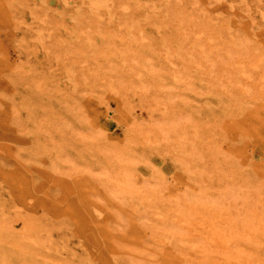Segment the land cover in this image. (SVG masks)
Returning <instances> with one entry per match:
<instances>
[{
  "label": "rangeland",
  "instance_id": "374dc122",
  "mask_svg": "<svg viewBox=\"0 0 264 264\" xmlns=\"http://www.w3.org/2000/svg\"><path fill=\"white\" fill-rule=\"evenodd\" d=\"M195 1L113 0L111 17L87 0H0V264H188L194 250L170 238L174 194L195 227L221 224L239 183L264 214V0ZM182 136L208 154L204 178L178 160ZM127 169L138 185L124 202ZM260 216L227 229L245 263L264 264Z\"/></svg>",
  "mask_w": 264,
  "mask_h": 264
},
{
  "label": "bare ground",
  "instance_id": "6f19581e",
  "mask_svg": "<svg viewBox=\"0 0 264 264\" xmlns=\"http://www.w3.org/2000/svg\"><path fill=\"white\" fill-rule=\"evenodd\" d=\"M83 2V1H82ZM87 2H88V8L87 9H89V11L91 12V13H93V14H99V12H100V10L101 9H104V10H106L107 12L106 13H108L109 14V16H111V17H113L114 16V14H115V11H114V3H113V0H87ZM165 2V1H164ZM169 3V0H166V4H168ZM194 3H197L195 0H194ZM163 5V4H162ZM161 6V5H160ZM126 7V6H125ZM158 7V6H157ZM163 7V6H162ZM121 8H122V6H121ZM159 8V7H158ZM165 8H166V6H165ZM163 9H164V7H163ZM157 10H160V9H157ZM161 11V10H160ZM168 11V10H167ZM78 12V11H77ZM162 12H164V11H162ZM79 13V12H78ZM104 13V12H103ZM166 13V12H165ZM180 15V14H179ZM167 17V16H166ZM40 20V19H39ZM42 22H43V20H42ZM190 22V21H189ZM179 25H180V27L181 28H183V29H185V30H183V32L181 33V34H179L180 35V37H179V43H180V47H183V45L184 44H186L187 42H189L190 40H191V37L189 36V34H187L188 33V30L185 28V24H184V22H183V19H181L180 20V23H179ZM160 29H162V27L160 28ZM206 32V31H205ZM42 33V32H41ZM203 36V35H202ZM36 37H38V36H36ZM206 37V36H205ZM208 37V36H207ZM39 38L40 39H42L43 38V35L42 34H40V36H39ZM38 39V38H37ZM36 39V40H37ZM39 39V40H40ZM207 39V38H206ZM211 39V37L209 38V40ZM193 40V39H192ZM195 42H193V43H195V47H200V48H204L203 47V40H202V38L201 37H197L195 40H194ZM212 41V39L210 40V42ZM42 42V41H41ZM40 42V43H41ZM214 41H212L211 43H213ZM216 43V42H215ZM45 44V43H44ZM47 44V43H46ZM217 44V43H216ZM194 45V44H193ZM218 45V44H217ZM239 45H240V43H239ZM44 46V45H43ZM191 46V45H190ZM205 46V45H204ZM216 46V45H215ZM240 47H241V45H240ZM182 49V48H181ZM193 49H195V48H193ZM210 49V48H209ZM176 50V49H175ZM177 50H178V48H177ZM215 50H217V48L215 49ZM231 50V49H230ZM244 50V49H243ZM242 50V52H241V50L239 51V52H241V53H244V51ZM206 50H204V52H205ZM232 51V50H231ZM231 51H229V52H231ZM177 52V51H176ZM203 52V53H204ZM211 52V51H210ZM191 53V52H190ZM205 53H209V50H208V52H205ZM232 53H233V51H232ZM241 53L239 54L240 56H241ZM207 54H205V55H207ZM224 54V53H223ZM190 55H192V53L190 54ZM201 55V54H200ZM233 55H234V53H233ZM232 55V56H233ZM242 55H245V54H242ZM208 56V55H207ZM231 55H229L228 57H230ZM234 56H238V54L237 55H234ZM233 56V57H234ZM195 57V56H194ZM209 57V56H208ZM233 57H231V58H233ZM243 57V56H242ZM249 57V56H248ZM150 58V57H149ZM196 58V57H195ZM210 58V57H209ZM244 58V57H243ZM205 59H206V57H205ZM220 59H222V58H220ZM225 59V58H224ZM247 59V58H246ZM246 59H244V61L246 60ZM249 59V58H248ZM247 59V60H248ZM150 60V59H149ZM196 60V59H195ZM206 60H208V59H206ZM233 60H235V57L233 58ZM237 60V59H236ZM249 60H251V59H249ZM57 61H58V59H57ZM221 61V60H220ZM224 61V60H223ZM242 61V60H241ZM240 61V64L242 63V65H243V61L241 62ZM252 62V66H254L253 65V60H251ZM255 61V60H254ZM151 62V61H150ZM191 62V61H190ZM198 62H200V61H198ZM256 63H257V61H255ZM224 63V62H223ZM233 63H234V61H233ZM236 63V62H235ZM246 63H247V61H246ZM249 63H250V61H249ZM251 63H250V65L249 66H251ZM255 63V65H257ZM237 64V63H236ZM72 65V64H71ZM198 66L200 65V64H197ZM239 65V64H238ZM197 66V67H198ZM252 66H251V68H252ZM156 67V66H155ZM200 67V66H199ZM240 66H238V69H240L239 68ZM243 67V66H242ZM256 67H258V66H256ZM250 68V67H249ZM250 68V69H251ZM157 69V68H156ZM236 69V68H235ZM245 69H246V71L248 70V67H246L245 66ZM245 69H243L244 71H245ZM154 70V69H153ZM237 70V69H236ZM241 70V69H240ZM242 70V71H243ZM253 70V69H252ZM90 68L88 67V65H84V74H85V83L87 84V78L89 77V73H90ZM243 71V73H247V72H244ZM248 71H250V70H248ZM230 73V72H229ZM228 73V74H229ZM240 73H241V71H240ZM178 74V73H177ZM180 74V73H179ZM234 74V73H233ZM237 74H239L238 73V71H237V73H236V75ZM244 74V75H245ZM230 75V74H229ZM243 75V74H242ZM252 75V74H251ZM72 78H75L74 77V75H73V73L70 75ZM56 77V75H51V77H46V79L48 80V81H52L51 79L52 78H55ZM176 77V76H175ZM250 77V76H249ZM255 78V77H254ZM89 79V78H88ZM142 80V79H141ZM264 80H262L261 81V83L263 82ZM80 82V81H79ZM121 82V81H120ZM220 82V81H219ZM256 82V81H255ZM254 82V83H255ZM147 82H145L143 85H145ZM250 83V82H249ZM259 83V82H258ZM141 84V83H140ZM252 84V83H251ZM251 84H249V85H251ZM142 85V84H141ZM147 85H148V83H147ZM147 85H145V86H147ZM259 85V84H258ZM77 87V86H76ZM192 87V86H191ZM246 87H248L247 85H246ZM245 88V87H244ZM109 89V88H108ZM146 89H147V87H146ZM242 89H243V87H242ZM247 89H250V88H247ZM261 89V88H260ZM241 90V89H240ZM256 90V89H255ZM113 91V90H112ZM247 91H249V90H247ZM249 93V92H248ZM157 99V98H156ZM28 105V104H27ZM161 105V104H160ZM169 109H168V107H166L165 105L163 106H161V111H162V113L165 115V114H167L169 111H168ZM237 112V111H236ZM182 115V114H181ZM181 115H179L180 116V118H182V116ZM179 116H177L178 118H179ZM171 117H172V114H171ZM171 117H169L170 119H171ZM176 116H174V118L175 119H177V120H180V118L178 119ZM183 117H188V116H185V115H183ZM168 118V119H169ZM173 118V117H172ZM164 120H166V119H164ZM172 121H173V119H171ZM37 122V121H36ZM58 122V121H57ZM156 122H158V121H156ZM174 122V121H173ZM174 123H176V120H175V122ZM174 123H172V124H174ZM178 123V122H177ZM32 124V123H31ZM34 124V123H33ZM34 126V125H33ZM182 127V126H181ZM32 128V127H31ZM194 128H195V126H194ZM197 128V127H196ZM33 129L34 130H36L37 129V127L36 126H34L33 127ZM31 130V129H30ZM170 130V129H169ZM189 130V129H188ZM32 133V132H31ZM210 133V132H209ZM165 135H167L166 133H165ZM200 135V134H199ZM197 136L198 138L200 137V138H202V136L200 135V136ZM199 138V139H200ZM216 138H217V136H216ZM192 139V138H191ZM217 140V139H216ZM200 141H202V140H200ZM163 142V141H162ZM153 143H154V141H153ZM178 143V142H177ZM218 143V142H217ZM171 144V143H170ZM201 144L203 145V143L201 142ZM200 144V145H201ZM211 144V143H210ZM172 145V144H171ZM176 145H178V148L176 147V149H175V151H177V153L179 152V159L178 160H181V163H183V165L185 166V168L186 169H188L189 170V172L191 173V174H194V175H196L197 177H203L204 178V176H203V169H202V166L204 165V163H206L208 160H207V157H208V154H206V152L204 151V150H202V149H198V148H196V149H194V148H189L190 150H188L187 148H186V146L188 147V146H190L191 145V142H190V140L188 139V138H186L185 136H182L181 138H180V140H179V144H176ZM212 146H210V148L212 147V149H217V148H214L215 146L213 145V144H211ZM97 147V146H96ZM159 147V146H158ZM165 147V146H164ZM167 147V146H166ZM197 147V146H196ZM204 147V146H203ZM207 147H208V144H207ZM168 148V147H167ZM210 148H208V149H210ZM207 149V150H208ZM220 149V148H219ZM97 150V149H96ZM171 150V149H170ZM206 150V149H205ZM206 150V151H207ZM210 151H213L214 152V150H211L210 149ZM118 152V151H117ZM221 152V151H220ZM112 153H110L108 156H110ZM118 154V153H117ZM173 154H175L174 153V151H173ZM171 155H172V153H171ZM112 156V155H111ZM110 156V157H111ZM124 156V155H123ZM132 156V155H131ZM118 157V156H117ZM120 157V156H119ZM125 157V156H124ZM171 157H173V156H171ZM220 157V156H219ZM183 158V159H182ZM121 159V158H120ZM140 159H143V158H140ZM209 159V158H208ZM113 160V159H112ZM114 160H115V157H114ZM122 160V159H121ZM220 160H221V158H220ZM111 161V160H110ZM123 161V160H122ZM128 162V161H127ZM130 162H131V160H130ZM209 162V161H208ZM207 162V163H208ZM117 165V164H116ZM134 165V164H133ZM176 165V164H175ZM116 167V166H115ZM121 168V167H120ZM184 168V167H183ZM104 169H107V168H104ZM241 169V168H240ZM107 170H109V169H107ZM117 170H119V171H121L122 172V170H120V169H118L117 168ZM128 170V169H127ZM204 170H205V168H204ZM235 170V169H234ZM206 171V170H205ZM108 172H110V170L108 171ZM103 173V172H102ZM109 174V173H108ZM119 174V173H118ZM122 175L120 176L121 177V180H120V182H117L116 180V183H118L117 184V186L115 187V188H113V193L114 194H116L117 196H119L120 198L119 199H121V200H123L124 202H125V200H127V199H131V198H134L135 197V187H136V185H138V183H137V179H138V176L136 175V174H133V172H131V171H124V174L123 173H121ZM205 174V173H204ZM106 176V175H105ZM108 176H110V175H108ZM191 176V175H190ZM193 176V175H192ZM195 176V177H196ZM111 177V176H110ZM110 179V178H109ZM197 179V178H196ZM111 180H113V178L111 179ZM110 180V181H111ZM199 180V179H198ZM204 180V179H203ZM114 180H113V182H115ZM155 181V180H154ZM145 182V181H144ZM148 182V181H147ZM146 182V183H147ZM159 182V181H158ZM240 182V181H239ZM238 182V183H239ZM115 183V184H116ZM140 183H142V182H140ZM156 183H157V180H156ZM160 183V182H159ZM237 183V184H238ZM161 184V183H160ZM236 184V185H237ZM240 185H241V183H239ZM238 184V186L239 187H237L236 186V188H234V187H229L228 188V190L229 191H225V196L223 197V201L225 200V203H223V202H221L223 205H221L222 207H223V213L225 214V217H223V218H225V220L222 218V217H220L219 216V214H218V217L219 218H221V219H223L224 221L220 224V223H214V222H212V221H209V220H206V222H204V223H199V225H200V227H195L194 226V223H190V221H191V219L189 218V215L188 214H185V211H187L186 209H184V207H182L183 205H182V203L178 200V197H175V195L176 194H174V196H171L170 198H168L167 200H166V202H165V204H170L171 205V207H172V209L176 212V213H180V214H183V216L181 217V216H179V217H181L178 221V226H176V228H175V226H174V229L173 230H171L170 231V238H175L176 236H179L178 237V239L179 240H181L184 244H188L189 245V247L190 248H192L193 250H194V261H191L190 263H188V264H247V263H250V264H252L251 262L253 261V259H251V262H247V263H245V261H242L240 258L241 257H239V255H240V253H238V252H236V250L233 248V245H231L230 244V241H229V239H231L230 237H229V234L227 233V229L228 228H231V223L232 222H237L238 224L239 223H242L247 229H248V227L250 226V225H252V222H250V221H248L249 219H252L253 218V220H254V218H256V223L254 222V225L255 224H259L260 223V220H263V218H260L261 216V214L262 215H264L263 213H261V214H259V212L257 213L259 216V218L257 217V214H256V208H258L259 206L261 207H259L260 208V210H262L263 211V209H262V205H260L259 204V206H258V204H256L258 207H256V205L254 204V202H252V203H250L251 202V200H247V198L246 197H244V196H239V195H237L236 194V192H238V191H236L235 190V192H233L234 190H233V188L234 189H238L239 190V188L241 187L240 185ZM140 186H141V184H139ZM149 185H150V183H149ZM153 185H155L154 183H153ZM229 185V184H228ZM227 185V186H228ZM246 185V184H245ZM142 186H144V185H142ZM147 186V185H146ZM156 186H158L157 184H156ZM155 186V187H156ZM162 186V185H161ZM111 187V186H110ZM153 187V186H152ZM159 187V186H158ZM232 188V190H230ZM242 188V187H241ZM263 188V187H262ZM149 189V188H148ZM151 189V188H150ZM110 190V189H109ZM112 190V189H111ZM110 190V191H111ZM140 190V189H139ZM243 190H244V188L242 189V193H243ZM160 191V190H159ZM162 191V190H161ZM160 191V192H161ZM240 191V190H239ZM245 191V190H244ZM146 191L144 190V194H149V192L148 193H145ZM241 192H239L240 194H242ZM111 193H112V191H111ZM159 193V192H158ZM164 192L162 191V194H163ZM223 193H224V191H223ZM222 193V194H223ZM160 195H161V193H159ZM112 195V194H111ZM154 196L156 195V194H153ZM157 196H159V195H157ZM177 196V195H176ZM191 196V195H190ZM220 196V195H219ZM145 197H148L147 195H145ZM151 197V196H150ZM150 197H148V198H150ZM189 197V196H188ZM188 197H186V198H184V199H186V200H188V199H190V198H188ZM220 197H222V195L220 196ZM153 198V197H152ZM159 198V197H158ZM188 198V199H187ZM194 198V197H193ZM136 199H140V198H137L136 197ZM135 199V200H136ZM143 199V198H142ZM141 199V200H142ZM161 199H163V200H165V195H163V197L161 198ZM202 199V198H201ZM210 199H213V198H211L210 197ZM209 199V203L210 202H213V201H211ZM214 199H217V198H214ZM146 200L147 199H145V202H146ZM149 200V199H148ZM198 200H200V199H198ZM219 200V199H218ZM221 200V199H220ZM143 201H144V199H143ZM153 202H154V199L152 200ZM152 201H150V205L152 204L153 205V203H152ZM193 201V200H192ZM200 201H202V200H200ZM141 202V201H140ZM155 202L157 203V201L155 200ZM194 202V201H193ZM197 202H199V201H197ZM218 202V201H217ZM135 203V202H134ZM155 203V205H157ZM164 203V202H163ZM199 203H201V202H199ZM160 204V203H159ZM252 204H254V206L256 207H253V205ZM155 205H153L154 207H155ZM206 205V204H205ZM152 206V207H153ZM188 206V205H187ZM239 206H243V207H245V210H246V213L245 212H242V213H245V214H242V213H238V211H236V207H239ZM160 207V206H159ZM189 207V206H188ZM187 207V208H188ZM211 207H212V205H211ZM218 208H219V206H218ZM153 209V208H152ZM157 209H160V208H157ZM194 209V208H193ZM220 209V208H219ZM189 210H191V209H189ZM204 210V209H203ZM258 210V209H257ZM260 210H258V211H260ZM192 211V210H191ZM191 211H188V213L190 214V216L191 217H193L192 215L194 214L193 212H191ZM196 211V210H195ZM240 211H242V210H240ZM171 212V211H170ZM170 212H168V213H170ZM145 213V212H144ZM159 213V212H158ZM193 213V214H192ZM192 214V215H191ZM200 214H202V213H200ZM254 214H255V216H254ZM143 215V214H142ZM171 215V214H170ZM197 217H198V215H196ZM195 216V217H196ZM208 216V215H207ZM222 216V215H221ZM197 217H196V219H197ZM194 218V217H193ZM208 219H209V217H207ZM212 218V217H211ZM195 219V220H196ZM258 219V220H257ZM260 219V220H259ZM200 220V219H199ZM212 220V219H211ZM202 222V221H201ZM172 223V222H171ZM234 223V224H235ZM236 223V224H237ZM173 224V223H172ZM237 224V225H238ZM190 225H191V227H190ZM241 225V224H240ZM261 225H263V224H261L260 223V227H262ZM169 226V225H168ZM243 226V227H244ZM236 227V226H235ZM169 228H171V227H169ZM190 228H193L194 229V231L195 232H191L190 231ZM236 231H237V229L236 228H234ZM238 229H240V228H238ZM259 231L261 230V228L259 229V227L257 228ZM263 229V228H262ZM242 230H244V228H242ZM241 229L239 230V231H242ZM230 231V230H229ZM239 231H237V232H239ZM251 231V230H250ZM163 232H165V231H163ZM237 232H236V234H237ZM243 232H245V231H243ZM248 232V231H247ZM167 233H169V232H167ZM232 233H233V231H232ZM240 233V232H239ZM242 233V232H241ZM251 233V232H250ZM241 236H242V234H240ZM248 235V234H247ZM246 235V236H247ZM251 236V235H250ZM238 237H239V235H238ZM243 238V237H242ZM242 238H240V239H242ZM248 238V237H247ZM250 238V237H249ZM251 239V238H250ZM179 240H178V242H179ZM174 241H176V238H175V240ZM244 241V240H243ZM170 243H172V242H170ZM240 243H242V242H240ZM237 247H239V246H237ZM242 248V247H241ZM261 250V249H260ZM239 255H238V254ZM246 253V252H245ZM248 253V252H247ZM243 255V254H242ZM250 255V254H249ZM248 257V256H247ZM251 257V256H250ZM249 258V257H248ZM247 258V259H248ZM252 258V257H251ZM188 259V258H187ZM133 260H135V259H133ZM132 260V261H133ZM247 261H249V260H247ZM261 262V261H260ZM137 263H138V261H137ZM142 263V262H141ZM254 263V262H253ZM259 263V262H258ZM263 263V262H262ZM129 264H131V263H129ZM145 264H147V263H145Z\"/></svg>",
  "mask_w": 264,
  "mask_h": 264
}]
</instances>
